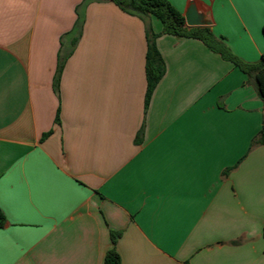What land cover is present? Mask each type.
<instances>
[{"label":"crops","instance_id":"0c3cea01","mask_svg":"<svg viewBox=\"0 0 264 264\" xmlns=\"http://www.w3.org/2000/svg\"><path fill=\"white\" fill-rule=\"evenodd\" d=\"M83 1L0 0V264H104L111 231L122 264H264L254 79L161 35L166 73L146 110L145 24L106 0L84 10L57 92ZM168 1L186 28L261 60L264 0Z\"/></svg>","mask_w":264,"mask_h":264},{"label":"trees","instance_id":"16d2710c","mask_svg":"<svg viewBox=\"0 0 264 264\" xmlns=\"http://www.w3.org/2000/svg\"><path fill=\"white\" fill-rule=\"evenodd\" d=\"M95 1L106 0H84L77 8L78 20L73 31L68 34L72 36L71 47L66 50L63 47L59 53V63L54 79L55 90L59 91L61 76L65 64L69 57L73 54L78 45L85 23L84 10L86 7ZM118 6L123 12L131 16L138 17L145 24L146 39H147V54H146V79L147 91L145 97V109L147 110L155 89L166 73V65L164 59L157 47V39L161 35H172L180 38H192L202 41L212 51L220 54L223 59L233 63L247 76L252 77L256 83L257 91L260 97L264 100V54L260 61L248 63L237 57L223 39L218 38L209 28H186V21L183 14L173 6L168 0H108ZM158 19L162 25L161 33H155L151 20ZM57 124H60V116L56 119ZM142 133V132H141ZM51 133L46 134L48 137ZM264 144V132L254 142V146ZM7 224V219L3 211L0 209V230L4 229ZM121 237L120 232L111 231L112 248L107 252L104 264H122L121 257L116 249L117 242Z\"/></svg>","mask_w":264,"mask_h":264},{"label":"water","instance_id":"95a60500","mask_svg":"<svg viewBox=\"0 0 264 264\" xmlns=\"http://www.w3.org/2000/svg\"><path fill=\"white\" fill-rule=\"evenodd\" d=\"M186 21V20H185ZM186 23H187V21H186Z\"/></svg>","mask_w":264,"mask_h":264}]
</instances>
